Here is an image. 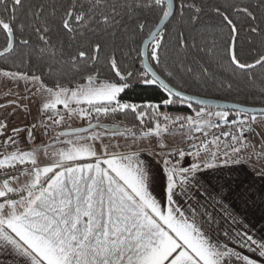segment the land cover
<instances>
[{
	"label": "snow or ice",
	"instance_id": "1",
	"mask_svg": "<svg viewBox=\"0 0 264 264\" xmlns=\"http://www.w3.org/2000/svg\"><path fill=\"white\" fill-rule=\"evenodd\" d=\"M0 34L14 97L0 104V250L13 264H264L233 201L251 197L223 175L264 157V107L190 91L243 82L264 96V0H0ZM139 86L158 98L124 99Z\"/></svg>",
	"mask_w": 264,
	"mask_h": 264
},
{
	"label": "crops",
	"instance_id": "2",
	"mask_svg": "<svg viewBox=\"0 0 264 264\" xmlns=\"http://www.w3.org/2000/svg\"><path fill=\"white\" fill-rule=\"evenodd\" d=\"M75 125L80 126L79 124ZM129 143L131 142L129 141ZM149 159L151 160V157ZM188 162L190 163V160ZM152 163L155 165V161H152ZM262 164H264V160H258L254 156L251 162L233 165L231 169L223 171L225 179H230L236 183L242 182L241 191L247 190V196L251 197V199L247 200V204L236 197H233V201L238 205L242 213L240 219L246 222L251 234L257 239L264 238V177L260 175ZM213 182L215 183V181ZM233 187H235V183ZM221 224L222 228L228 227L224 221ZM216 238L217 235L214 233L213 239ZM219 239L223 240L222 230L219 233ZM13 260L14 257L9 252L0 250V264H13Z\"/></svg>",
	"mask_w": 264,
	"mask_h": 264
},
{
	"label": "trees",
	"instance_id": "3",
	"mask_svg": "<svg viewBox=\"0 0 264 264\" xmlns=\"http://www.w3.org/2000/svg\"><path fill=\"white\" fill-rule=\"evenodd\" d=\"M176 21H173L172 24L169 25V28H171L173 25H175ZM33 42H36V37L33 36ZM4 44V37L2 34H0V46ZM47 59L39 65H37L35 62L33 63V70H36L37 68H44V65L47 63ZM10 65V61H4L3 59H0V68H8ZM46 71V69H45ZM190 91H192L196 95H200L201 97H207L211 99H217L221 101H226L230 103H238L242 106L247 107H264V96L260 95V89L259 84L257 86L252 87L246 83L241 82L239 87L232 91L231 93H225L223 91H219L211 86L201 88L199 86H193L191 87ZM158 98V92L154 89H144L142 86L135 87L133 89L128 90L127 95L124 97V99L133 101V102H143L147 99H155ZM167 111L175 113H187L188 110L181 108L180 106L171 107L169 109H166ZM116 122H121L127 126H132L135 121L133 120V117L131 115L124 117V116H118L116 120H111Z\"/></svg>",
	"mask_w": 264,
	"mask_h": 264
},
{
	"label": "rangeland",
	"instance_id": "4",
	"mask_svg": "<svg viewBox=\"0 0 264 264\" xmlns=\"http://www.w3.org/2000/svg\"><path fill=\"white\" fill-rule=\"evenodd\" d=\"M15 90V89H14ZM20 91L22 92L23 89L21 88ZM6 92H7V89L0 86V104H3V103H7L8 100H12L14 99V97L12 96H6ZM37 116V112H36V109H35V106L32 107V116L27 120L25 121L24 119V115L23 114H20L19 118L16 119V124L18 125H23L24 123H29L33 118H35ZM106 124H111V123H118L116 121H111V120H106L104 121ZM69 123L73 124V126H76L75 124H79L81 125L82 121H80L79 119H76L74 121H69ZM37 135H39V133H37ZM123 141V139L120 140V142ZM256 141H257V148H259V137L256 138ZM112 143H115L116 140H113L111 141ZM171 140H169V143L171 144ZM260 159H262V161L264 160V157H261Z\"/></svg>",
	"mask_w": 264,
	"mask_h": 264
},
{
	"label": "water",
	"instance_id": "5",
	"mask_svg": "<svg viewBox=\"0 0 264 264\" xmlns=\"http://www.w3.org/2000/svg\"><path fill=\"white\" fill-rule=\"evenodd\" d=\"M202 98L210 99V100H212V101H214V102H220V103L232 104V103H230V102L221 101V100H217V99H211V98H207V97H202ZM251 108L259 109L260 107H251Z\"/></svg>",
	"mask_w": 264,
	"mask_h": 264
}]
</instances>
